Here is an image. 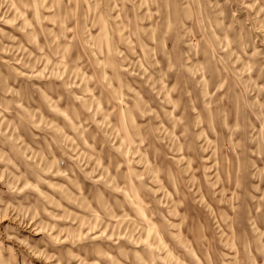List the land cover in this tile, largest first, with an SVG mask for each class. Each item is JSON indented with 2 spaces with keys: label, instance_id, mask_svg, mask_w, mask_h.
I'll list each match as a JSON object with an SVG mask.
<instances>
[{
  "label": "rangeland",
  "instance_id": "obj_1",
  "mask_svg": "<svg viewBox=\"0 0 264 264\" xmlns=\"http://www.w3.org/2000/svg\"><path fill=\"white\" fill-rule=\"evenodd\" d=\"M0 264H264V0H0Z\"/></svg>",
  "mask_w": 264,
  "mask_h": 264
}]
</instances>
